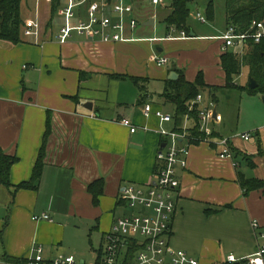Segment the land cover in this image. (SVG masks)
Segmentation results:
<instances>
[{"label":"crops","instance_id":"obj_1","mask_svg":"<svg viewBox=\"0 0 264 264\" xmlns=\"http://www.w3.org/2000/svg\"><path fill=\"white\" fill-rule=\"evenodd\" d=\"M128 1L137 26L125 34L134 41L90 42L73 35L60 44L62 19L57 11L51 18L46 0L21 3L20 43L0 40V154L17 159L9 171L11 187L0 184V264H12L4 261L6 257L25 260L35 246L42 248L45 260L63 255L87 264L90 248L94 254L90 264L98 258L102 261L104 237L114 221L134 213L119 201L120 190L130 184L146 190L153 182L162 139L156 133L160 123L153 114L144 116V105L172 115L174 107L161 97L166 82L193 83L200 74L207 89L189 108L210 107L220 115V123L207 124L209 132L218 136L213 142L226 139L240 155L235 161L221 159L217 144L216 148L206 141L190 144L187 167L176 172L180 186L168 243L188 255L187 246H193L189 256L199 264H226L221 247L224 224L230 241L242 244L249 255L256 251L251 223L257 221L264 229V194L252 191L244 196L236 174L264 180V105L261 101L253 105L249 122L240 120L238 112L231 122L228 110L217 109L220 89L238 91L248 84L234 80L244 66L249 78L243 63L232 87H226L221 63L226 53L243 58L247 42L224 46L220 37L227 29L225 9L223 5L224 26L219 28L213 0L208 1L213 6L212 28L196 32L188 23L185 38L163 23L167 7L151 9ZM154 57L166 58V65L157 67ZM135 78L146 79L145 92L133 83ZM208 88L216 91L209 94ZM185 117L182 127L188 128ZM124 118L136 127L135 133L120 124ZM161 126L173 128L172 122ZM146 127L148 131L143 130ZM244 134H249V141L241 138ZM43 143L39 179L32 188H16L30 182ZM241 156L249 157L253 166ZM98 181L103 190L93 204L87 187ZM42 215L49 220H33ZM79 218L85 219L86 230L75 224ZM67 235L77 238L79 247L68 244Z\"/></svg>","mask_w":264,"mask_h":264},{"label":"built area","instance_id":"obj_2","mask_svg":"<svg viewBox=\"0 0 264 264\" xmlns=\"http://www.w3.org/2000/svg\"><path fill=\"white\" fill-rule=\"evenodd\" d=\"M51 3V0H46ZM155 6H164V0H151ZM85 5V14L82 18L76 9ZM57 15L62 19L57 40L60 44L66 43L73 35L84 38L87 41H99L102 43L130 42L135 39L126 37V31L136 29L137 19L134 16L133 6L128 0H63L57 9ZM197 20L206 23V19L200 14ZM38 24H34L35 34ZM176 32L173 27L169 29ZM250 30L253 34L235 33L234 27H228L220 37L226 48L234 47L252 39L259 43L264 38V24L252 23ZM181 38H185L183 31L179 32ZM36 36V35H35ZM173 39V38H170ZM153 62L157 67L165 66L166 58L154 57ZM201 96L198 95L194 103H198ZM192 106H190L191 110ZM145 117L150 114L160 123L156 133L162 141L156 152V167L153 182L145 189L128 185L119 192V200L134 213L116 219L109 233L104 237L103 257L101 264H122L127 259V250L134 248L135 253L130 264H199L181 250L173 249L167 236L169 224L175 210V196L178 192L180 181L177 177V169H185L188 164L189 146L191 137L186 134L185 126L182 131L166 130L161 125L172 122V117L160 110L153 111L149 104L143 107ZM186 118V117H185ZM199 132L210 136L207 124L220 123L221 116L210 107L204 108L198 113ZM120 124L129 129L130 133L136 132V127L129 119H121ZM148 131V128H144ZM244 141H249V134L241 136ZM200 141V140H199ZM206 141L207 140H201ZM200 141V142H201ZM229 141L217 140L220 146L221 159H232L228 148ZM214 144V143H213ZM216 144H214L216 146ZM163 146V147H162ZM34 221L49 220L47 215L33 217ZM252 232L256 238L255 253L243 258H235L232 254L226 256V264H264V229L257 221L251 223ZM19 264H83L73 256L59 255L50 260L42 256V248L35 246L30 256Z\"/></svg>","mask_w":264,"mask_h":264},{"label":"trees","instance_id":"obj_3","mask_svg":"<svg viewBox=\"0 0 264 264\" xmlns=\"http://www.w3.org/2000/svg\"><path fill=\"white\" fill-rule=\"evenodd\" d=\"M25 0H0V40L6 41L12 44L20 43V29L22 26V20L20 17L21 3ZM63 0H51L50 14L51 18L54 17L58 7ZM195 0H171V5L166 12L163 23L166 28L173 27L176 31H183L188 33V17H189V5ZM224 9L226 15V24L228 27H234L235 33L253 34L254 30H250L252 23L264 24V0H224ZM206 18L211 21L213 18V6L209 2L206 7ZM247 52L243 58H239L232 53H226L221 57L222 68L226 75V87H232V80L234 77L240 74L242 64L249 68V78H252L258 83L256 89H249L247 86L238 87L237 89L247 92L251 96H257L258 94H264V38L259 43H255L252 39L246 41ZM82 74H80L81 76ZM114 78V77H112ZM122 79V78H119ZM133 83L138 87L140 92H145L143 83L146 79H132ZM248 85V84H247ZM207 88L205 87L202 75H198L193 83H187L180 79L177 81H168L165 84L164 92L161 97L164 101L170 103L173 107L172 117V130L182 131V123L185 116H188L190 127L186 129V134L193 140H190V144H196L201 140L209 141L211 148H216L213 143L214 139L218 138L216 133H211L210 136H205L199 132L198 127V113L199 109L197 105H194L189 111V105L200 93ZM216 91L215 88H208V93ZM49 132V119L46 122V131L44 139ZM200 140V141H199ZM228 148L232 156V160L240 155L236 152L230 143ZM44 156V143L39 150L37 160L35 162L31 180L29 183H22L16 188H32L33 183L37 181L41 174L42 161ZM244 162L248 161L249 166H253L250 158L247 156H241ZM17 161L14 157H8L0 154V184L10 188L9 171L12 165ZM235 164V163H234ZM237 167V163L235 164ZM237 182L242 190V194L246 196L252 191H261L264 194V180L256 178H247L241 172H237ZM88 192L93 197V204H97L98 197L102 194L103 183L102 181L95 182L87 187ZM120 201V200H119ZM124 204V202L120 201ZM135 253L134 248L127 250V259L122 264H130L132 257ZM5 262L12 264L23 263L25 260H13L10 258H4ZM102 262L98 258L95 264H101Z\"/></svg>","mask_w":264,"mask_h":264},{"label":"rangeland","instance_id":"obj_4","mask_svg":"<svg viewBox=\"0 0 264 264\" xmlns=\"http://www.w3.org/2000/svg\"><path fill=\"white\" fill-rule=\"evenodd\" d=\"M210 0H195L193 3L189 5V17H188V23L189 27L193 29L196 32H205L208 29L212 28V25L217 22V26L221 28L224 26V17H223V5H224V0H213L215 6H216V15H215V22L212 23L209 20H207L206 15H205V8L206 5ZM134 2L137 5H142V6H147L148 8L151 9H156L157 7L151 3V0H134ZM171 5V0H164V6L169 8ZM154 6V7H153ZM137 8H141L140 6H136ZM156 7V8H155ZM77 13L84 18L85 14V5L80 6L79 8L76 9ZM200 14L202 17L206 19V23H201L197 20L196 15ZM54 18H56V15H54ZM136 33V30H135ZM159 34V33H158ZM157 34V35H158ZM236 84L238 85H245L248 83V75H247V68L246 66L242 67L241 74L234 79ZM232 85V84H231ZM217 99H218V104H217V109L219 112L221 110H228L230 114V119L232 120L231 122H234L236 118V114L238 112V116L240 120H243V122H249L251 118H249V112L252 111L253 105L258 104L260 102L259 98L257 96L251 97L248 96L244 91H237L234 88H223L220 89L219 92L217 93ZM235 165V164H234ZM75 224L78 225L81 229H87V223L84 218H79L75 221ZM224 229L228 233V226L225 227L223 224ZM225 231V237L221 241V247H222V259L225 258L228 253H232V255L235 258H243L249 255L250 253L244 248L242 244H237L236 242H232L229 240L231 235L227 234ZM82 240L84 242V236L82 234ZM66 241L68 244H73L74 247H77L78 245V240L77 238H74L71 235L66 236ZM242 243V242H241ZM191 245H194L192 242ZM79 247V246H78ZM190 250H193V246H187ZM179 249V248H178ZM87 253L90 255V258L93 260L94 259V254L93 252L89 251L90 248H87ZM189 254V255H190ZM193 254H191L192 256ZM88 259L86 260L87 264L92 263V260Z\"/></svg>","mask_w":264,"mask_h":264},{"label":"water","instance_id":"obj_5","mask_svg":"<svg viewBox=\"0 0 264 264\" xmlns=\"http://www.w3.org/2000/svg\"><path fill=\"white\" fill-rule=\"evenodd\" d=\"M152 23V20H151ZM247 87L251 90L256 89L258 87V83L253 80L252 78H249ZM257 97L261 101V103L264 105V94H258ZM163 147V146H162Z\"/></svg>","mask_w":264,"mask_h":264},{"label":"bare ground","instance_id":"obj_6","mask_svg":"<svg viewBox=\"0 0 264 264\" xmlns=\"http://www.w3.org/2000/svg\"><path fill=\"white\" fill-rule=\"evenodd\" d=\"M174 249V248H173ZM176 250V249H175Z\"/></svg>","mask_w":264,"mask_h":264}]
</instances>
